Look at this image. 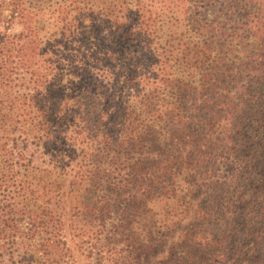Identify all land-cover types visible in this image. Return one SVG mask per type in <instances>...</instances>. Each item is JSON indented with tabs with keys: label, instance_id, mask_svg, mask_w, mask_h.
I'll return each mask as SVG.
<instances>
[{
	"label": "trees",
	"instance_id": "16d2710c",
	"mask_svg": "<svg viewBox=\"0 0 264 264\" xmlns=\"http://www.w3.org/2000/svg\"><path fill=\"white\" fill-rule=\"evenodd\" d=\"M0 264H264V0H0Z\"/></svg>",
	"mask_w": 264,
	"mask_h": 264
},
{
	"label": "rangeland",
	"instance_id": "374dc122",
	"mask_svg": "<svg viewBox=\"0 0 264 264\" xmlns=\"http://www.w3.org/2000/svg\"><path fill=\"white\" fill-rule=\"evenodd\" d=\"M19 29V25L18 24H14L12 27H11V30L15 31V30H18Z\"/></svg>",
	"mask_w": 264,
	"mask_h": 264
}]
</instances>
